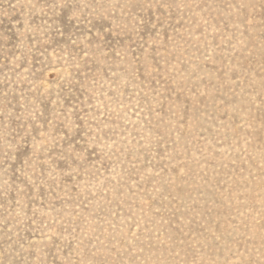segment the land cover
<instances>
[{"label":"rangeland","instance_id":"1","mask_svg":"<svg viewBox=\"0 0 264 264\" xmlns=\"http://www.w3.org/2000/svg\"><path fill=\"white\" fill-rule=\"evenodd\" d=\"M0 264H264V0H0Z\"/></svg>","mask_w":264,"mask_h":264}]
</instances>
